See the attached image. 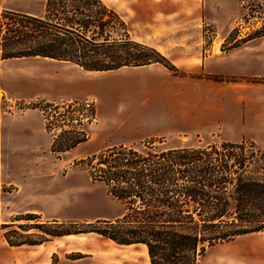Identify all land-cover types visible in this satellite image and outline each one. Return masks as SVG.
<instances>
[{"label":"trees","instance_id":"obj_1","mask_svg":"<svg viewBox=\"0 0 264 264\" xmlns=\"http://www.w3.org/2000/svg\"><path fill=\"white\" fill-rule=\"evenodd\" d=\"M244 1L243 21L259 24L245 38L223 48L224 53L264 38V0ZM29 58L69 63L86 72L158 64L178 74L155 49L131 41L126 23L102 0H45L41 16L0 9V63ZM82 103L40 100L29 108L42 113L73 110L84 113L92 124L95 111L91 107L84 111ZM83 121L78 128L55 135L51 130L56 126L45 119V130L52 137L50 153L60 158L86 142L89 134L79 129ZM164 143L163 138H151L139 146H115L81 160L92 183L102 184L123 204L120 217L82 224L52 220L19 225L20 231L2 233L4 240L10 247L37 246L92 233L117 246L145 247L149 264H199L208 248L264 231V150L247 140L198 141L173 148H164ZM20 219L40 220L33 214ZM10 226L14 225L2 224L0 230ZM31 230L35 234H27Z\"/></svg>","mask_w":264,"mask_h":264},{"label":"crops","instance_id":"obj_2","mask_svg":"<svg viewBox=\"0 0 264 264\" xmlns=\"http://www.w3.org/2000/svg\"><path fill=\"white\" fill-rule=\"evenodd\" d=\"M143 1L149 4L144 19L139 24L142 33L157 32L167 35L182 32L183 27L177 23L176 18L184 15L173 10V4L166 7L160 4L170 0ZM5 10L21 12L12 8ZM143 44L150 46L147 41ZM155 49L160 52V47ZM199 55L200 59H197L199 62L195 64L187 61L175 63L170 60L175 68L182 72L179 75H174L165 68L150 69L155 64L121 68L110 72H86L69 63L29 58L25 60H43L44 68L26 71V74L22 75L10 73L12 84L6 90V95L11 99L28 102L37 100L54 104L92 102L95 119L90 125L89 138L67 153L68 157L75 160H84L111 147L130 146L151 138H184L186 135L208 134L231 126L237 129L241 126L252 127L254 134L260 139V145L264 146V90L262 95L252 101L238 100L236 97L244 95L243 92L246 90L240 87L241 83L216 82L208 77L226 79L232 74L248 75L239 72L242 64L232 66V63H229L231 61H228L231 58L214 53L205 55L201 50ZM125 72H138L137 74L142 72L146 75L139 81L123 79L120 76ZM122 102L126 104V109L119 106ZM41 117L40 112L30 110L10 115L4 119L3 125L0 122V149L1 142L19 149L14 155L15 159L9 164L10 172L20 168L28 174L12 183L14 189L8 211L13 221L8 223H15L17 216L27 214L56 221L89 222L99 219L68 215L67 211L78 213L80 202L77 197L70 201L68 194L64 193L61 186L67 179L42 177L45 174V167L35 164L40 161L36 151L49 150L52 137L46 132ZM141 119L150 124L140 125ZM15 161L24 162V166L16 167ZM29 174L34 176L41 174V177H31ZM235 240L208 248L200 257L199 264H227L229 261L231 264H247L246 259L249 261L257 259L255 252L260 253V258L264 256V249L252 252L239 250L236 247L238 241ZM51 243L52 241L37 246L10 247L1 236L0 264H48V254L47 256L39 254L46 251ZM52 253L50 250L49 254ZM86 254L84 259L90 258L92 252L87 251Z\"/></svg>","mask_w":264,"mask_h":264},{"label":"rangeland","instance_id":"obj_3","mask_svg":"<svg viewBox=\"0 0 264 264\" xmlns=\"http://www.w3.org/2000/svg\"><path fill=\"white\" fill-rule=\"evenodd\" d=\"M108 7L115 10L127 23L129 30V37L131 41L142 44L145 41L150 43V48L160 47V54L165 57L171 64L181 63L180 61H187L189 63H198L200 59V50L205 55L214 53L222 55L226 58H231L229 63L242 64L239 72L247 73L248 75H230L227 79L233 80L231 82L241 83L240 87L245 88L244 95H238V100L252 101L260 95L264 90V38L250 41L237 49H232L224 53L223 48H227L236 40L245 38L257 25L254 20L246 24L242 17V6L246 5L244 0H170L168 2H161L164 7L173 4V10L180 11L182 15L187 17L176 18V21L183 30L181 33H171L162 35L160 33L147 34L141 32L139 24L144 19L145 10L149 3L143 0H102ZM45 0H0V9L12 8L21 10L19 13L41 16L44 10ZM13 11V10H12ZM16 12V11H14ZM197 16L194 17L193 15ZM125 17H129L126 19ZM231 35V36H230ZM143 39V40H142ZM146 46V45H145ZM156 50V49H155ZM157 51V50H156ZM158 52V51H157ZM197 52V53H196ZM242 55V56H241ZM240 56V57H239ZM254 62H251L253 61ZM43 60H7L1 63V87H0V122L3 125L4 119L10 115H18L21 112H29V104L38 103V101H20L11 99L6 95V90L12 84L10 73L26 74V71L41 70L44 68ZM173 65V64H172ZM174 66V65H173ZM252 66V67H251ZM175 67V66H174ZM164 67L155 64L150 69H163ZM177 69V68H176ZM178 70V69H177ZM127 73V74H126ZM125 72L123 79L142 80L146 73ZM242 73V74H243ZM137 74V75H133ZM182 74L178 70V74ZM235 79V80H234ZM231 98V97H229ZM126 109V104L123 102L119 105ZM44 109V106L41 105ZM91 108L94 110L93 104ZM41 113V121L47 119L51 124L55 125L54 134L57 135L63 130L58 129L60 126L61 115L66 116L63 109L57 111L44 109ZM95 111V110H94ZM149 122L141 119L140 125H147ZM150 124V123H149ZM90 123L84 120L79 129L85 130L90 135ZM79 125H76L78 128ZM239 128V127H238ZM49 140V137L46 136ZM182 137L163 138L165 143L164 148H173L177 146L197 145L198 141L205 142H219L221 140L228 142H241L242 140L252 141L264 150V146L260 145V139L254 134L252 127L241 126L237 129L234 126L224 128L223 130H214L211 133H196ZM140 143V142H139ZM139 143L134 144L139 146ZM162 146V145H161ZM19 152L18 147H12L7 143L1 142L0 159H1V173H0V225H14L10 226L4 231L0 230V238L2 233L17 230L19 225H33L35 223H44L52 220L40 217L39 222L28 221L24 218L25 215L17 216L15 223H8L13 221L9 216L8 204L14 187L13 182L21 180L22 176L28 174L17 168L16 171L9 170V164L14 155ZM37 158L40 160L36 165H44L45 174L42 177L59 178L65 180L62 183L64 193L68 194V199L73 200L77 197L80 202L78 213L81 216H89L99 219L120 217L125 210L123 204L114 200L106 193V189L102 184L92 183L88 175V167L81 162L68 157L67 154H62L57 158V155L51 154L50 150L39 149L36 151ZM17 166H24V162L15 161ZM29 165V163H27ZM57 168L58 171H57ZM31 177H41V174H29ZM20 219V220H18ZM98 220V219H97ZM89 221V222H94ZM75 222L78 224L87 223L85 221H58L59 224H67ZM27 234H35L31 230ZM234 241V240H233ZM236 246L239 250L256 251L264 249V231L238 237ZM232 245V244H227ZM46 251H42L39 255H45L48 258V264H149L146 248L143 246H117L112 242H108L99 236L89 234L70 235L64 238H57L49 244ZM50 250L53 251L49 254ZM87 251L92 252L90 258H85ZM94 253V254H93ZM82 255V258L77 259V255ZM55 255V256H54ZM257 257L254 261L245 260L247 264H264V256L261 258L260 253L255 252ZM248 260V261H247ZM227 264H231L229 261Z\"/></svg>","mask_w":264,"mask_h":264},{"label":"built area","instance_id":"obj_4","mask_svg":"<svg viewBox=\"0 0 264 264\" xmlns=\"http://www.w3.org/2000/svg\"><path fill=\"white\" fill-rule=\"evenodd\" d=\"M82 104H83L84 111H87L91 107L92 102L84 101ZM59 119H60L59 120L60 126L62 128L70 129V128H75L76 125H78V122H80L82 120H86V117L84 116V113L80 114V113L72 110L70 113H66V116L61 115L59 117ZM58 129L60 130L61 128H58ZM54 130H55V128H53L51 130V133H53ZM51 133H50V135H51Z\"/></svg>","mask_w":264,"mask_h":264}]
</instances>
